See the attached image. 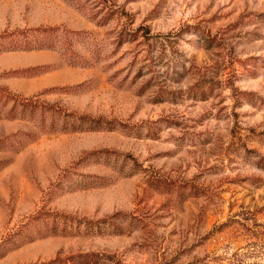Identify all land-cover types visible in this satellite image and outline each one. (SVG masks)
Wrapping results in <instances>:
<instances>
[{
  "label": "rangeland",
  "instance_id": "1",
  "mask_svg": "<svg viewBox=\"0 0 264 264\" xmlns=\"http://www.w3.org/2000/svg\"><path fill=\"white\" fill-rule=\"evenodd\" d=\"M0 264H264V0H0Z\"/></svg>",
  "mask_w": 264,
  "mask_h": 264
},
{
  "label": "trees",
  "instance_id": "2",
  "mask_svg": "<svg viewBox=\"0 0 264 264\" xmlns=\"http://www.w3.org/2000/svg\"><path fill=\"white\" fill-rule=\"evenodd\" d=\"M37 96L34 95L32 97H21V100L20 102H17V104H14L15 107H21V109H26L28 108H34V103H36L37 101ZM31 106V107H30ZM32 110L29 111V113L31 112ZM32 115V114H31Z\"/></svg>",
  "mask_w": 264,
  "mask_h": 264
}]
</instances>
